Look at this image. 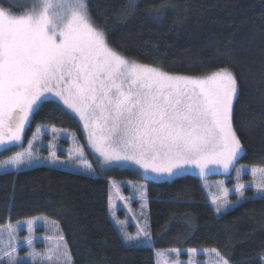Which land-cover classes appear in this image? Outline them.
<instances>
[{
    "label": "trees",
    "instance_id": "trees-1",
    "mask_svg": "<svg viewBox=\"0 0 264 264\" xmlns=\"http://www.w3.org/2000/svg\"><path fill=\"white\" fill-rule=\"evenodd\" d=\"M12 0H0L15 8ZM88 0L109 45L171 74L204 76L229 68L238 81L233 126L238 162L264 167V0ZM154 9H160L158 12ZM82 136L79 120L47 99L32 115ZM116 179L144 180L114 168ZM109 181L52 167L0 173V224L43 214L58 220L73 264H155L154 249L216 248L230 264H264V196L216 214L193 174L146 180L149 246L125 245L108 213ZM29 264V263H24Z\"/></svg>",
    "mask_w": 264,
    "mask_h": 264
},
{
    "label": "snow or ice",
    "instance_id": "snow-or-ice-1",
    "mask_svg": "<svg viewBox=\"0 0 264 264\" xmlns=\"http://www.w3.org/2000/svg\"><path fill=\"white\" fill-rule=\"evenodd\" d=\"M25 3L30 7L19 14L0 7V148L21 143L30 116L51 95L83 122L90 146L105 164L131 162L145 172L169 176L189 166L201 175L210 166L229 170L242 149L233 126L238 98L233 71L225 67L204 76L171 74L129 59L109 45L88 0ZM137 6L138 0H127L126 9ZM31 147L30 143L28 150L0 161V168H18L30 161ZM87 167L91 170V165ZM251 172L256 176L264 174V169ZM254 183L257 192L264 194V179ZM244 189V184L237 183L234 190L243 197ZM228 194L225 189L212 198L217 213L230 207ZM139 198L146 207L144 192ZM25 223L30 233L25 241L33 248L36 221ZM118 223L123 227L124 222ZM3 231L8 233V243L0 247V261L24 264L16 254L15 230L8 225ZM149 235L145 225L135 236L123 232V239L133 242ZM46 240L43 253L34 248L28 253L33 260L72 264L59 230ZM172 252L177 259L162 264H181L180 251ZM188 253L191 257L198 250ZM208 253L214 257L209 264H229L217 249Z\"/></svg>",
    "mask_w": 264,
    "mask_h": 264
},
{
    "label": "rangeland",
    "instance_id": "rangeland-1",
    "mask_svg": "<svg viewBox=\"0 0 264 264\" xmlns=\"http://www.w3.org/2000/svg\"><path fill=\"white\" fill-rule=\"evenodd\" d=\"M12 1L13 6L17 9L9 7L4 8L10 9L13 13H22L25 11V9L30 7V4L25 3V0ZM0 7L3 6L0 4ZM47 99L57 101L61 106L64 107L66 111L71 113L72 116H75L76 119L79 120V117L68 110L66 106L63 105L62 101H60L57 97L49 95ZM31 117L32 116L29 118V123L25 126L21 143L8 145L7 150H5V148H0V161L10 158L17 152H24L28 150L30 143L32 145L30 149L32 152L31 160L20 165L18 168L11 165H9L7 169L0 168V173H4V171L15 172L26 170L28 168H36L37 166H49L58 170L61 169L68 172L72 171L79 174L82 173L87 176L103 175L107 181H109V217L125 245H131L135 247L149 246V239L151 238L152 233H150L149 227V200L146 190V180H167L177 177L178 175L193 174L201 179V185L204 188L206 197L211 202L214 211L215 205L212 203V198L217 195H222L225 189L228 190L229 194L227 198L231 202L228 209L233 208L234 205L239 204L245 198L249 197L247 190L248 192L251 190L252 196L254 197L264 196V194L257 192L254 183V181L264 179V174L257 172L256 176H253L251 172V170L254 168L264 169V167L256 164L251 165L238 162L237 160L242 154V149L228 171H225L223 168L218 166H210L209 170H207L204 175H201L197 168L189 166L175 175H157L151 171L145 172L138 165H135L131 162H112L111 164H105L103 162V158L99 156V153L95 152V150L90 146L87 138V132L83 127V122L80 120L79 123L80 127H82V136L81 138H78L75 131L58 126L56 127L48 123H35V125L31 126ZM53 152L56 154L55 158L52 156ZM87 165H91V170L87 167ZM114 168H128L138 170L144 180L134 181L127 178L116 179L110 175H107L109 172L113 171ZM237 183L245 185L243 197H240L239 194L234 190ZM141 192H144L145 194V199L147 202L146 207H142L144 201H141L139 198ZM223 212L224 211L221 213ZM215 213L221 214L217 213L216 211ZM29 219L36 221L31 233V235L34 237L33 248L37 253H43L48 247L46 237L49 235L55 237L57 230H59V232L62 234V227L59 225L58 220L43 214H39L30 216L28 218H20L16 221H7L6 223L0 224V230L6 229L8 225H11L15 230L14 234L16 239L14 243H16L17 246V256L21 258L24 263L41 264L39 259L33 260V258L28 255V253L33 250V248H29L25 241V238L30 235L25 223ZM118 222H124L123 227ZM145 225L146 230L150 234L148 238L141 237L139 241L133 242L124 241L123 232L126 231L129 235L135 236L139 228L145 227ZM0 241H2V243H0V247L7 245L8 233L6 231L0 232ZM173 249L180 251L178 258L181 261V264H188L190 259L193 261V264H209V262L214 260L213 255L208 253V250L213 248L170 247L154 249V254H156L155 264H158V262L159 264H162L163 261H173L177 259L176 254L172 252ZM189 249H197L198 253L190 257L188 253ZM160 253L163 255H158ZM71 260L73 264L72 257ZM0 264H6V261H0Z\"/></svg>",
    "mask_w": 264,
    "mask_h": 264
}]
</instances>
